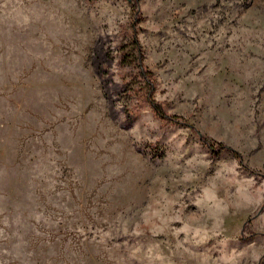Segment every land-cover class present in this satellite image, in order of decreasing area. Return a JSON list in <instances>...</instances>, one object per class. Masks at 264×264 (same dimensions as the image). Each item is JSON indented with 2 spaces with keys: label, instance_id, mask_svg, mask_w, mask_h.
Returning a JSON list of instances; mask_svg holds the SVG:
<instances>
[{
  "label": "rangeland",
  "instance_id": "obj_1",
  "mask_svg": "<svg viewBox=\"0 0 264 264\" xmlns=\"http://www.w3.org/2000/svg\"><path fill=\"white\" fill-rule=\"evenodd\" d=\"M0 264H264V0H0Z\"/></svg>",
  "mask_w": 264,
  "mask_h": 264
},
{
  "label": "trees",
  "instance_id": "obj_2",
  "mask_svg": "<svg viewBox=\"0 0 264 264\" xmlns=\"http://www.w3.org/2000/svg\"><path fill=\"white\" fill-rule=\"evenodd\" d=\"M132 45H131V49H136L137 50V53H138V56H141V51H140V45H139V42L136 38H134V40H132ZM123 48V47H122ZM121 56L124 57V58H127V56H129V51H125L123 49V52L121 53ZM140 70L141 72L143 73V75L145 74L148 78V83L151 85V81H152V78L150 77V71L147 69L145 70L143 68V66L140 67ZM151 88L152 86H150V88H148L146 90V95H145V98L148 100L150 106L153 108V110L161 117L163 118H166V113L164 112L162 106L160 103H158L157 101H155L154 97L152 96V91H151ZM222 146V145H221Z\"/></svg>",
  "mask_w": 264,
  "mask_h": 264
}]
</instances>
